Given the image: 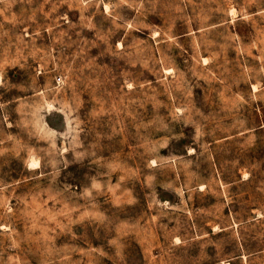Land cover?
Listing matches in <instances>:
<instances>
[{"label":"rangeland","instance_id":"374dc122","mask_svg":"<svg viewBox=\"0 0 264 264\" xmlns=\"http://www.w3.org/2000/svg\"><path fill=\"white\" fill-rule=\"evenodd\" d=\"M0 264H264V0H0Z\"/></svg>","mask_w":264,"mask_h":264},{"label":"bare ground","instance_id":"6f19581e","mask_svg":"<svg viewBox=\"0 0 264 264\" xmlns=\"http://www.w3.org/2000/svg\"><path fill=\"white\" fill-rule=\"evenodd\" d=\"M106 8V7H105ZM37 167V166H36Z\"/></svg>","mask_w":264,"mask_h":264}]
</instances>
